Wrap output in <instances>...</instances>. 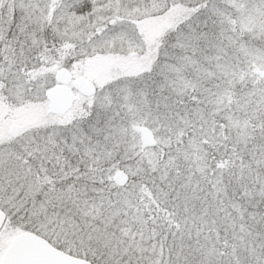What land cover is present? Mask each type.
<instances>
[{"label":"snow or ice","instance_id":"obj_1","mask_svg":"<svg viewBox=\"0 0 264 264\" xmlns=\"http://www.w3.org/2000/svg\"><path fill=\"white\" fill-rule=\"evenodd\" d=\"M0 264H264V0H0Z\"/></svg>","mask_w":264,"mask_h":264}]
</instances>
